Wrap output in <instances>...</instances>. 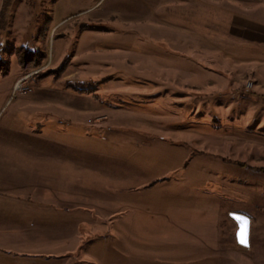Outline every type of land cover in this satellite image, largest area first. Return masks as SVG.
Wrapping results in <instances>:
<instances>
[{"label":"rangeland","instance_id":"rangeland-1","mask_svg":"<svg viewBox=\"0 0 264 264\" xmlns=\"http://www.w3.org/2000/svg\"><path fill=\"white\" fill-rule=\"evenodd\" d=\"M97 2L0 0V264H264V0Z\"/></svg>","mask_w":264,"mask_h":264},{"label":"water","instance_id":"water-1","mask_svg":"<svg viewBox=\"0 0 264 264\" xmlns=\"http://www.w3.org/2000/svg\"><path fill=\"white\" fill-rule=\"evenodd\" d=\"M230 218L235 222L237 225V232H236V241L237 244L243 248L249 247V236H250V219L244 215L232 213L230 214ZM246 221V224H245ZM244 230L247 243L242 244L240 243V233Z\"/></svg>","mask_w":264,"mask_h":264},{"label":"crops","instance_id":"crops-1","mask_svg":"<svg viewBox=\"0 0 264 264\" xmlns=\"http://www.w3.org/2000/svg\"><path fill=\"white\" fill-rule=\"evenodd\" d=\"M102 0H99V2H97L93 7H91L90 9H88V10H86L85 12H89V11H92V10H94L96 7H97V5L101 2ZM65 21V20H64ZM63 21H61V22H59L56 26H58V25H60L61 23H62ZM242 34V33H241ZM241 34H239L240 36H242V37H245V38H251V36H248V35H246V34H243V35H241ZM237 226V225H236ZM237 232V231H236ZM235 240H236V233H235Z\"/></svg>","mask_w":264,"mask_h":264},{"label":"snow or ice","instance_id":"snow-or-ice-1","mask_svg":"<svg viewBox=\"0 0 264 264\" xmlns=\"http://www.w3.org/2000/svg\"><path fill=\"white\" fill-rule=\"evenodd\" d=\"M245 224H246V221H245ZM240 243H242V244H246L247 243L244 230H242L241 233H240Z\"/></svg>","mask_w":264,"mask_h":264}]
</instances>
